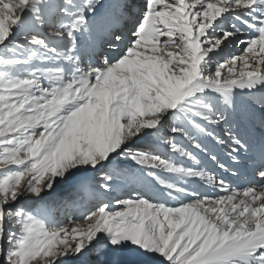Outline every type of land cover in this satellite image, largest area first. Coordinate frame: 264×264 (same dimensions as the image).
<instances>
[{
    "label": "snow or ice",
    "instance_id": "1",
    "mask_svg": "<svg viewBox=\"0 0 264 264\" xmlns=\"http://www.w3.org/2000/svg\"><path fill=\"white\" fill-rule=\"evenodd\" d=\"M0 264H264V0H0Z\"/></svg>",
    "mask_w": 264,
    "mask_h": 264
},
{
    "label": "bare ground",
    "instance_id": "2",
    "mask_svg": "<svg viewBox=\"0 0 264 264\" xmlns=\"http://www.w3.org/2000/svg\"><path fill=\"white\" fill-rule=\"evenodd\" d=\"M230 54H239V49H237V48H232V49H230ZM209 167H211V164H210V162H209ZM237 183H242V181H240V182H237Z\"/></svg>",
    "mask_w": 264,
    "mask_h": 264
}]
</instances>
